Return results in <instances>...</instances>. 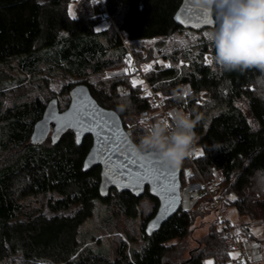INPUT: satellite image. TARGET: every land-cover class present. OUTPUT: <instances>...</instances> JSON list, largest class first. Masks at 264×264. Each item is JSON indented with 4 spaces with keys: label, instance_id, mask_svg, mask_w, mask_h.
Returning <instances> with one entry per match:
<instances>
[{
    "label": "trees",
    "instance_id": "obj_1",
    "mask_svg": "<svg viewBox=\"0 0 264 264\" xmlns=\"http://www.w3.org/2000/svg\"><path fill=\"white\" fill-rule=\"evenodd\" d=\"M180 2L104 0L100 5L79 0L71 17L70 0H0V67L17 59L26 73L45 65L55 73L82 78L119 67L128 57L131 64L127 75L114 77L107 90L79 81L64 87L63 92L68 94L73 86L85 85L99 106L119 116L124 130L127 124L132 125L128 135L136 143L144 124L139 121V112L156 111L152 100L140 94L142 87L131 84L132 77L141 75L164 108L189 112L194 121L191 147L199 153L192 161L186 156L180 163V190L188 182L215 181L220 174L223 205L245 218L244 229L250 221L264 220V192H252L256 175L264 174V96L257 84L261 73L257 69L225 70L213 61L210 42L196 47V53L184 55L189 60L187 67L154 63L148 71L140 65L142 60L128 56L122 47V38L152 39L180 30L172 19ZM104 13L114 20L115 30H95ZM204 53L211 56L209 65L203 63ZM174 56L170 60L175 61ZM182 84L189 86L187 96L181 93ZM119 85L128 88L126 95L116 94ZM119 96L127 99L121 101ZM125 102L130 105L127 110L118 111ZM44 107L34 99L0 114V263L11 256L24 264H169V251H174L170 242L189 233L196 216L194 209L180 206L157 232L147 236L144 228L157 209V200L148 195L147 188L141 197L114 190L101 197L100 168L82 171L90 136L75 145L73 133L66 131L55 145L45 144L46 140L38 146L29 144L32 127ZM155 118L152 115L149 121ZM10 153H15L12 160L7 158ZM46 193L57 196L47 202L53 215L36 214L20 220L19 199ZM143 198L153 205L141 228L145 243L141 252L127 250L124 243L113 259L87 246L80 250L84 243L78 240V228L91 217L95 202H112L123 215L133 218ZM202 199L208 201L201 198L200 202ZM70 207H77L71 215L56 214ZM205 243L206 250L196 249L179 264H206L208 259L211 264H224L229 257V241L217 223L215 234Z\"/></svg>",
    "mask_w": 264,
    "mask_h": 264
},
{
    "label": "rangeland",
    "instance_id": "obj_2",
    "mask_svg": "<svg viewBox=\"0 0 264 264\" xmlns=\"http://www.w3.org/2000/svg\"><path fill=\"white\" fill-rule=\"evenodd\" d=\"M78 1L79 0H70L68 13L69 7H71V17L74 16V10ZM92 2L101 5L103 4L104 0H92ZM109 27H113L115 30V22L111 17H109L108 14L104 13L102 22L97 24L95 30L98 32L99 30ZM208 30L209 29L191 31L180 28V30H177L165 37L133 40L122 38L121 43L128 56L132 55L134 58H139V60H142L140 65L144 67V69L148 66L151 68L154 63H157L162 67H165L164 65L167 64L170 66L176 65L177 68H181L187 67L189 65V60L184 59V55L186 53H196V47L204 42H209L205 36V33ZM174 34L185 35L186 38L190 39L191 41L190 46L187 49H175L166 53L164 51L166 38ZM62 35H65V33H61V36ZM193 36L196 37L195 40H192ZM173 55H175V61L170 60V57ZM205 58L211 60L210 54L204 53L203 55V63L209 65L210 63L205 62ZM129 63L128 57H126L123 60V65L119 67L104 70L99 73H91L79 78L62 75L60 72L55 73L54 71L47 69L45 65L39 66V68L33 73H26L20 68V65H18L19 61L17 59H12L0 67V114L13 105H20L25 102L33 101L34 99H38L43 105H46L47 101L52 97H56L59 108L64 109L69 102L68 94L63 92L64 87L79 81H85L90 84L93 89L99 90L102 88L107 90L113 81V78H110L108 74L121 70H127L125 71L127 74L129 71ZM130 80L131 84L133 80H136L139 83V80H137L136 77H132ZM258 90L259 93L264 96V87H261L258 84ZM115 92L118 94L117 87L115 88ZM119 97L121 101H125L127 99V97ZM241 107L245 111V106L242 105ZM153 114L154 113H151V115ZM127 126L130 131L132 125L127 124ZM47 142H50L48 137L45 144H47ZM198 153L199 150H197V154ZM14 156L15 153H10L7 158L12 160ZM190 167L191 166L189 165L188 168ZM218 190V192H220L219 188ZM252 192H261V194L264 192V174L259 173L256 175ZM111 195H113V193H111ZM51 198L54 199L57 198V196L52 193H46L34 194L26 196L25 198H20L19 203L21 205V212L19 214V219L24 220L28 216L36 214H42L47 217L52 216L53 212H49L47 208V202ZM143 199L144 200H142L141 204H139L137 213L133 218H128L127 216L123 215L119 208H117L112 202H95L91 217L84 221L78 228V240L84 243L80 250L87 246L93 251H100L109 259H113L117 253L116 251H118V246L121 243H124L127 247V250L130 249L131 251L141 252L145 244L142 238L141 228L143 226L145 217L150 213L151 207L153 205V202L147 200V198ZM224 199L225 197L222 196V202L219 211L232 224L235 232L242 231L241 225L242 223L246 222L245 218L239 217L233 208H228L223 205ZM76 209L77 207H70L66 210H59L56 212V214L71 215ZM194 213L196 216L193 224L190 227L189 233L181 240L170 242V247H172V250L174 251H169V264H179L184 262L190 257L191 253H194L196 249L206 250L207 245L205 241L208 236L215 234L216 223L217 228L221 229L217 220L218 210L216 211L214 209L208 208L206 200L202 199V201L199 202L197 207L194 209ZM260 221L264 220L256 219L254 221H250L248 222L247 226L253 225L250 226L251 231L249 234H251L257 240H262L264 243V233L259 227L255 226V223ZM212 252H214V250H212ZM229 253H232L231 256L236 254L230 250ZM228 256L231 257L230 255ZM229 257L224 264H228ZM206 262H208V264L212 263L209 259ZM0 264L24 263L21 259H13L10 256ZM35 264L50 263L36 262ZM255 264H264V253L262 260Z\"/></svg>",
    "mask_w": 264,
    "mask_h": 264
},
{
    "label": "clouds",
    "instance_id": "obj_3",
    "mask_svg": "<svg viewBox=\"0 0 264 264\" xmlns=\"http://www.w3.org/2000/svg\"><path fill=\"white\" fill-rule=\"evenodd\" d=\"M195 6L213 16V26L206 32L212 44L213 61L225 70L257 69V83L264 87V0H194ZM190 39L182 34L166 38L164 51L187 49ZM129 103H121L125 111ZM138 153L153 152L169 165L179 166L188 154L195 135L194 121L189 112L171 111L169 118H155L142 125Z\"/></svg>",
    "mask_w": 264,
    "mask_h": 264
},
{
    "label": "water",
    "instance_id": "obj_4",
    "mask_svg": "<svg viewBox=\"0 0 264 264\" xmlns=\"http://www.w3.org/2000/svg\"><path fill=\"white\" fill-rule=\"evenodd\" d=\"M179 4L180 5L172 17L173 22L178 25L179 28L181 27L182 29H188L191 31H200L203 29H210L213 26V23L206 24L203 21L199 22L198 27L194 26L196 23L195 17L197 15V9H201L195 6L194 0H181ZM209 15L213 20V16L210 13ZM177 17H179V19H177ZM181 21L186 22L182 23ZM68 98L69 102L64 109L59 108L58 100L56 98H52L46 103L41 117L38 118L32 127V133H30L29 136V144L33 146L41 145L48 137L51 145H55L59 141L61 135H63L66 131H71L73 133L76 143L75 145H80L85 136H90L91 146L88 148V151L82 161V171H87L96 166L100 168L98 194L104 198L108 195L109 191L114 190L117 193L127 192L134 197H141L147 188L148 195L157 200L158 206L153 217L146 223L144 232L147 236L157 232L159 228L178 211L180 207V165L173 167L169 165L165 159H162L158 154L153 152L138 153L133 147L134 143L130 140L128 132L124 130L119 116H117L114 111L104 109L101 105L99 106L92 98L85 85L77 84L73 86L68 91ZM93 104L98 112L110 113L112 117H115L119 130L122 133V138L119 140L118 146L114 149L112 148L111 143L103 142L102 135H98L97 130L92 127L90 123H86L83 126L77 124H73L72 126L66 125L64 114L69 112L70 109L79 111L84 106L91 109ZM109 123H111V120H109ZM129 145H131V147ZM133 150H135L138 155L152 154L159 157L164 162L167 169L173 170V174L171 176H167V179L169 182L174 181L172 183V187L175 191L167 193L166 196H174L175 200L171 203V207L167 211L163 210L162 191L161 188L156 185L155 181L149 182V178L137 180L135 177L129 180L127 175L123 178L119 176L115 179L109 178L112 174V168L105 159V156L110 155L113 160H116L121 153L131 155ZM133 171H135V169H133ZM137 184L138 187L136 186ZM168 203L169 199H163V205H167ZM150 225L151 228L149 227Z\"/></svg>",
    "mask_w": 264,
    "mask_h": 264
},
{
    "label": "built area",
    "instance_id": "obj_5",
    "mask_svg": "<svg viewBox=\"0 0 264 264\" xmlns=\"http://www.w3.org/2000/svg\"><path fill=\"white\" fill-rule=\"evenodd\" d=\"M102 3V2H100ZM131 64V62H130ZM127 75L124 70L116 71L108 74L110 78ZM136 79L142 81L143 83H138L142 90L140 92L141 95L149 97L154 106L156 107V111L153 116H157L160 119L169 118V114L172 110L178 109L175 107L172 108H164L163 103L160 99H158L155 94L152 92L151 87L145 81V79L141 78V75L137 74ZM119 95H126L128 92V88L123 85L117 86ZM146 93H150L147 95ZM181 93L183 96H187L189 94V86L187 84H182ZM152 117L151 113L148 110H142L139 112V121L146 122ZM129 132V128L126 130ZM189 161H192L197 156V150L193 147H190L188 154L186 155ZM217 181L213 182H205V181H197V182H188L184 187L181 194V208L183 210H193L200 202L201 198H207L208 208L218 210L217 220L221 227L222 236L228 239L230 251L235 252L234 256L229 257L228 264H255L260 262L263 258L264 253V243H261L259 240L255 238H251L252 235L250 233V226H245L242 231L235 232L232 224L221 214L219 211L222 195L218 192V184L221 182L220 174L217 176ZM181 191V190H180ZM255 226L259 227L264 233V221H260L255 223Z\"/></svg>",
    "mask_w": 264,
    "mask_h": 264
},
{
    "label": "snow or ice",
    "instance_id": "obj_6",
    "mask_svg": "<svg viewBox=\"0 0 264 264\" xmlns=\"http://www.w3.org/2000/svg\"><path fill=\"white\" fill-rule=\"evenodd\" d=\"M71 14V7H69V15ZM177 19H179V17H177ZM195 19L196 23L194 26L196 27L199 26L200 21H203L206 24L213 23L209 11L206 9H197ZM181 22L185 23L186 21ZM195 39L196 37L193 36L192 40ZM205 62L211 63V60L205 58ZM164 66L168 67L170 65L165 64ZM149 69L150 66L146 67L144 70L148 71ZM137 83L138 81L136 80L132 81L133 86ZM139 83L143 82L139 81ZM146 94L150 95V93ZM64 118L66 119L67 126H72L73 124L83 126L86 123H90V125L97 130L98 135H102L103 142L111 143L113 149L118 146V142L122 138V133L119 130L115 117H112L110 113L98 112L94 104L91 106V109L87 106L82 107L79 111L70 109L69 112L64 114ZM109 120H111V123H109ZM129 146L131 147V145ZM105 159L112 168V174L109 176L110 179H115L117 176L123 178L125 175H127L129 180L133 177L137 180L149 178V182L155 181L156 185L161 188L163 210L167 211L171 207V203L175 200V197H167L166 194L175 191L172 187L174 181L169 182L167 179V176L173 174V170L167 169L164 162L159 157L152 154L138 155L136 151L133 150L131 155L121 153L116 160H113L110 155L105 156ZM133 169H135V171H133ZM136 186L138 187V184ZM165 198L169 199L167 205H163V199ZM149 227L151 228V225ZM229 255L231 256L232 253H229ZM206 264H208V262H206Z\"/></svg>",
    "mask_w": 264,
    "mask_h": 264
},
{
    "label": "crops",
    "instance_id": "obj_7",
    "mask_svg": "<svg viewBox=\"0 0 264 264\" xmlns=\"http://www.w3.org/2000/svg\"><path fill=\"white\" fill-rule=\"evenodd\" d=\"M253 237V236H252ZM254 238V237H253Z\"/></svg>",
    "mask_w": 264,
    "mask_h": 264
}]
</instances>
